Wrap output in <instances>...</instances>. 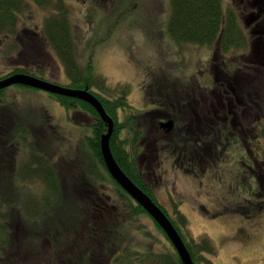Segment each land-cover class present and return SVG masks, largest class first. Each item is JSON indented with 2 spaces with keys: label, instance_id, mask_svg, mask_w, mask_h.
<instances>
[{
  "label": "rangeland",
  "instance_id": "obj_1",
  "mask_svg": "<svg viewBox=\"0 0 264 264\" xmlns=\"http://www.w3.org/2000/svg\"><path fill=\"white\" fill-rule=\"evenodd\" d=\"M67 1L72 9L71 19L79 62L85 67L92 59L94 74L105 81V84H101L102 87L95 85L91 88L92 91L102 97L114 99L122 92L130 90L127 102L132 108H119L116 120L120 125L130 114L143 113L149 109L150 100L146 98V91L150 82L165 78L186 81L198 77L202 87L208 86L210 82L208 88H211L210 63L216 60L215 63L218 65L221 62L223 68L221 56L219 54L213 56L216 54L214 48L179 45L171 39L168 32L171 17L169 0H102V3L97 0ZM223 1L227 10H238L239 5H234L232 0ZM47 16L48 12L32 6L22 17L20 30L23 38L25 40L28 38L25 30H30L31 34L41 33ZM35 47L37 46L30 47L29 50L24 47L23 50L25 48L26 50L21 55L15 54L14 57L5 58L2 53L6 49L9 50V47L0 41V79L10 75L15 67L29 64L34 72H44L40 76L45 80L70 87L71 81L53 48ZM250 53L248 52V57H245L248 60ZM233 59L238 57L233 55ZM236 71L235 66L229 72L232 75ZM260 102L264 106V99ZM3 105L6 117L11 119L17 114V118L23 119L25 126L30 129L28 128L29 131L24 138L12 144L14 149L2 152L5 155L1 158L3 160L0 167L5 174H14L22 179L19 172L22 171L24 164L40 165L46 159L49 160V155L51 156L49 149L45 150L47 153L40 152L36 148V142H45L48 139L55 141L52 150L56 152V163L59 166L57 192L63 193L62 199L64 201L69 199L72 205L69 214L72 226L68 231L71 235L65 240L68 253L64 254H69L70 263L83 264L74 259L88 250L93 252L92 244H95L92 235L89 234L91 231L86 230L88 222L84 213L90 204V195L81 194L85 185L86 188H89L88 185L95 187V193L99 198L109 203L110 214L107 211L92 210L93 215H96L92 216V220L109 221L102 223L103 225H109L112 219L121 216L128 204L135 203L130 197L129 199L120 197V191L102 158L96 154L94 148H91L92 141L88 140L82 144L85 137L91 139L94 136V127L97 125L95 117L88 112L82 114L80 108L79 112L69 114L55 95L21 85L4 90L0 95V112ZM257 112L258 117L255 115L249 119L254 129L253 134L251 132L247 134L250 143L247 146L243 145L244 147L238 144L243 156L232 154L231 146L225 150V146L220 145L211 154L194 155L192 161L186 162L175 160L169 153L160 154L157 150L154 160L149 162V166L154 170V175L149 179L152 183L151 192L172 221L182 227L185 239L200 244L207 239L213 245L211 246L214 254L199 253L198 264H264V188H262L264 135L257 131L254 123L259 121V130L264 126V109ZM50 114L51 122L48 117ZM35 115L41 116L39 121H33ZM129 120L127 119L130 125L128 129L119 127L118 138L123 141V145L120 146L137 161L139 155L144 152V147L138 149V146H132L136 127L130 124ZM132 127L135 128L133 131L130 130ZM63 141H67L65 142L67 147H64ZM66 150L70 152L66 153ZM242 159L246 165L242 163ZM255 159L257 166L254 164ZM52 161L55 162L56 158L52 157ZM82 161L86 164L84 168L89 169L90 174L96 179L86 184L78 181L77 187L70 177L63 174L70 169H74V172L79 171ZM135 163L136 167L142 166L143 172L147 171V161ZM40 174V172L22 174L24 180L20 188L22 201H33L31 197L39 200L40 196L43 198L46 191H49L51 193L49 200L51 204L53 203V180L47 175ZM82 197H85L86 202ZM247 201L252 202L250 207ZM30 206L32 207V203ZM243 207L248 208L240 211ZM15 211L17 214V210ZM43 214L44 220L54 229L57 225L55 214H52V210H46ZM180 216L186 219L183 225ZM23 219L24 225L15 224L16 243L19 242L21 246L23 242L33 244L35 240L23 232V226L26 225ZM28 228L30 231L33 230L30 225ZM124 230L129 234V238L122 241L120 248L122 252H127L128 248L140 252L138 263H141V256L145 253L159 256L176 252L167 236L148 214L128 220ZM53 233L52 242L42 235L41 239L45 241L44 250L41 240L39 244L34 243L35 245L31 247L32 252H25L24 243L19 252L18 264H48L45 258L51 253L52 261L63 263L57 260L56 254H53L54 243L57 241L54 239L60 236L56 235V232ZM130 244L133 246L129 247ZM117 247L115 245V248ZM96 254H91V257H94L92 264H104V255ZM154 259L153 257L148 263L143 259L142 262L156 264L157 261Z\"/></svg>",
  "mask_w": 264,
  "mask_h": 264
},
{
  "label": "trees",
  "instance_id": "obj_2",
  "mask_svg": "<svg viewBox=\"0 0 264 264\" xmlns=\"http://www.w3.org/2000/svg\"><path fill=\"white\" fill-rule=\"evenodd\" d=\"M77 1L87 2L88 0ZM101 1L102 0H97V2L102 3ZM170 2L171 18L168 24V31L171 39L176 44H191L197 46L218 45L219 49L224 53L230 47L242 48L247 45V40L242 28L236 20L234 12L232 10L226 12L223 0H170ZM32 6L45 10L48 12V16L44 21V27L41 33L31 34L30 30H25L28 36L25 40L20 30L21 21L22 17L28 13ZM71 14L72 9L67 0H0V41L3 44H7V47H9V50L6 49L2 55L5 58L14 57L15 54L21 55L26 48L29 50L30 47L33 46H37L35 48L50 46L64 65L66 74L71 81V88L85 89L89 87L91 89L95 85L102 87L101 84H105V81L94 74L92 59L89 60L85 67L79 62L77 41ZM24 47L26 48L23 50ZM14 73L29 74L44 79V77L40 76L43 75L44 72H34L29 64L15 67L11 74ZM3 92L4 90H1L0 95ZM127 94L128 90L122 92L114 99L98 95L107 112L116 122V129L111 138V149L118 164L128 177L150 197L155 199L151 190L138 172L135 159L131 154L129 155L126 153L122 146H120V144L123 145V141L118 138V132L120 129L119 127L122 126L117 123L116 119L118 117L119 108L130 107L127 102ZM57 98L61 105L67 109L79 107L98 117L95 109L83 101L62 96H57ZM4 106L5 105H3V109H1L0 112V164L3 160L1 158L5 155V153L2 154V152H10L14 149L12 144L18 142L22 137L24 138L30 129L26 127L24 123L21 124L20 121H18L17 114L11 119L6 117L4 115ZM94 129V136L91 139L85 137L82 140V144H84L85 141L91 140V148H94L95 151H97L96 154L102 158L100 152V138L105 132V126L100 123L96 125ZM262 134L264 135V130ZM20 177L23 179L22 176ZM22 179L14 174H5L2 167H0V264H18L19 262V252L22 250V246L25 242H23L22 246L19 242L16 243L17 232L15 231V224H23V213V220L26 224L23 226V232H25L27 236H32L35 239L33 244L25 243V252H32L33 250L31 247L35 245L34 243L39 244V240H41L42 249L44 250L45 241L41 239L42 235L49 238L52 242V237H54L53 232H56V235L60 236L58 239L53 238L57 240L54 243L53 254L57 255V260L63 262L61 264H71L69 254H64L68 253L65 240L71 235L68 233V231H70L68 227L69 223H72L69 219V214L72 211V205L68 201L69 199L67 201H62L61 197L63 193L57 192V180L53 179L54 187L53 185L52 187L54 196L52 197V204L49 200V196H51L49 191H46L43 198L40 196L39 200L31 197L33 201H22V192L20 191L21 185L24 182ZM46 181L49 182L48 180ZM113 182L120 191V197L129 199L127 193L123 191L114 180ZM260 194L262 195L263 192ZM31 203L32 207L30 206ZM250 203L252 204V202L248 203L249 207ZM246 208L248 207H243L240 211H245ZM15 210H17V214ZM46 210H52V214H55L57 225L54 229L44 220L45 214H43V212ZM142 214L147 213L140 205L132 203L124 208L120 217L112 219V223L109 225H102L103 227L101 228L98 225L94 226L96 229L95 234L91 235L95 237L96 255H104V264H144V262H142L143 259L148 263L153 257L155 258L154 261H157L156 264H183L177 252L159 256H152L145 253L141 256V263L137 262L141 254L140 252H134L131 248H128L127 252H122L123 250L120 248L122 241L126 240L127 237L129 238V234L124 230L126 222ZM180 217L183 225L186 219L184 216ZM28 224L30 228L33 229L32 231L29 230ZM175 226L184 239L196 264H198L197 260H200L199 253L205 252L210 255L214 254L211 241L206 239L203 240L201 244L193 241L188 242L182 234V227L178 224H175ZM157 227L162 231L158 225ZM74 235L77 236L76 233H74ZM119 243L120 245H118ZM115 245L118 247L115 248ZM131 246L133 245L130 244L129 247ZM82 254L85 256L82 257ZM64 255H68V257ZM76 258L77 259L74 260L83 264L84 262L85 264H92V260L94 259V257H91V254L86 252L77 255ZM45 260L48 264H58L56 260L52 261V253L50 256H46Z\"/></svg>",
  "mask_w": 264,
  "mask_h": 264
},
{
  "label": "flooded vegetation",
  "instance_id": "obj_3",
  "mask_svg": "<svg viewBox=\"0 0 264 264\" xmlns=\"http://www.w3.org/2000/svg\"><path fill=\"white\" fill-rule=\"evenodd\" d=\"M232 3L239 5L238 10H234V12L247 40V45L242 47L243 49L230 47L225 53L217 46L211 47L216 52L213 56L219 54L223 59L221 60L223 68L221 62L217 65L214 59V62L210 63L211 88H208L210 82L208 86L202 87L198 77L186 81L165 78L150 82L148 90L146 89V98L150 100L149 109L147 108L143 113L130 114L129 118L126 117L125 122L130 119L129 121L136 125L132 146H138V149L144 147V152L135 161L138 164L144 161L148 162L147 171L143 172L142 166L138 167V165L137 170L151 191L152 183L149 182V179L154 175V170L149 166V162L154 160L157 150L160 154L161 152L169 153L173 158L175 157V160L186 162L187 160L192 161L194 155H209L220 145H224L225 150L231 146L232 154H237L238 157L243 156L238 144L244 147L243 145L247 146L250 143L247 134L250 132L253 134L254 129L251 127L252 121L249 122V119L255 115L258 117L257 111L264 109L260 102L264 99V0H232ZM248 52H251L249 60L245 58L248 57ZM233 55L238 59H233ZM235 66L237 71L231 75L229 71H232ZM78 108L66 109L69 114H74L79 112ZM81 110L82 114L88 112L85 109ZM82 114L81 116H83ZM48 117L51 122L52 115L50 114ZM93 117H95L97 125L102 123L105 126L99 117L94 115ZM40 118L41 116L35 115L33 121H39ZM19 120L21 124L24 123L23 119ZM254 123L258 128L257 131L263 133L264 126H261L259 130V121ZM46 126L48 129L47 124ZM42 127L45 129L44 126ZM50 127L52 128L51 123ZM134 129V127L130 128L131 131ZM52 141L53 139H48L45 142H36V148L40 152L47 153L45 150L49 149L51 156L49 155V160L46 159L40 165L24 164L22 171L19 172L20 176L26 173L40 172V175H47L52 180L57 179L59 166L56 163V152L52 150L55 141H53L54 143ZM65 142L67 141H63L64 147H67ZM69 152L66 150V153ZM52 157L56 158L55 162L52 161ZM256 162L255 159V165ZM242 163L246 165L243 159ZM81 164L82 167L79 171L74 172V169H70L66 174H63L70 177L77 187L78 181L86 184L90 180L96 179L93 174H90L89 169L84 168L85 162L82 161ZM263 171L264 169H262ZM88 187L86 188L85 185L81 194L90 195L89 203L92 205V209H97L99 212L107 211L110 214L109 203L99 198L95 193V187H90V185ZM82 198L85 201V197ZM108 201L111 200L108 199ZM156 202L160 204L157 199ZM97 218L99 217L97 216ZM87 222L86 230L89 232L90 227L98 225L101 228L104 226L102 223L105 224L109 221L92 220ZM94 240L95 237L92 236V241ZM86 253L91 254L90 251H86ZM84 256L82 254V257Z\"/></svg>",
  "mask_w": 264,
  "mask_h": 264
},
{
  "label": "water",
  "instance_id": "obj_4",
  "mask_svg": "<svg viewBox=\"0 0 264 264\" xmlns=\"http://www.w3.org/2000/svg\"><path fill=\"white\" fill-rule=\"evenodd\" d=\"M14 85H21L33 89L46 91L59 96L70 97L82 100L96 109L102 120L107 125V131L101 136V154L105 165L113 179L134 199L145 211L159 224L177 250L183 264H195L184 240L175 228L172 221L164 211L142 190L140 189L122 170L116 161L112 149L111 138L114 133V121L107 113L101 101L96 95L86 89H74L61 86L33 75L24 73H14L0 79V90H4Z\"/></svg>",
  "mask_w": 264,
  "mask_h": 264
}]
</instances>
